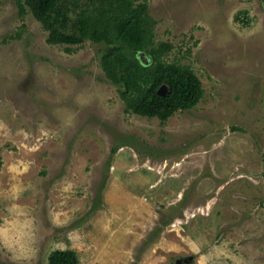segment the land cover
<instances>
[{
	"label": "rangeland",
	"instance_id": "374dc122",
	"mask_svg": "<svg viewBox=\"0 0 264 264\" xmlns=\"http://www.w3.org/2000/svg\"><path fill=\"white\" fill-rule=\"evenodd\" d=\"M147 1L204 88L166 121L0 0V264H264V0Z\"/></svg>",
	"mask_w": 264,
	"mask_h": 264
},
{
	"label": "trees",
	"instance_id": "16d2710c",
	"mask_svg": "<svg viewBox=\"0 0 264 264\" xmlns=\"http://www.w3.org/2000/svg\"><path fill=\"white\" fill-rule=\"evenodd\" d=\"M18 4L22 11L28 7L43 24L50 44L74 45L87 40L104 44L101 65L108 80L118 87L126 112L166 121L203 98V83L192 66L165 59L173 44L155 41L156 20L147 0H18ZM71 12L77 15L70 29ZM67 51L72 49L67 47ZM163 85L168 90L161 95ZM79 263L73 248L49 255V264Z\"/></svg>",
	"mask_w": 264,
	"mask_h": 264
},
{
	"label": "water",
	"instance_id": "95a60500",
	"mask_svg": "<svg viewBox=\"0 0 264 264\" xmlns=\"http://www.w3.org/2000/svg\"><path fill=\"white\" fill-rule=\"evenodd\" d=\"M168 90V87L166 85H163L160 90H159V94L163 95L166 93V91ZM191 260L193 259V256L189 257Z\"/></svg>",
	"mask_w": 264,
	"mask_h": 264
},
{
	"label": "flooded vegetation",
	"instance_id": "af4514ba",
	"mask_svg": "<svg viewBox=\"0 0 264 264\" xmlns=\"http://www.w3.org/2000/svg\"><path fill=\"white\" fill-rule=\"evenodd\" d=\"M186 260V259H185Z\"/></svg>",
	"mask_w": 264,
	"mask_h": 264
}]
</instances>
